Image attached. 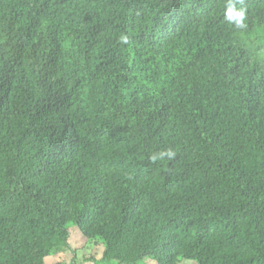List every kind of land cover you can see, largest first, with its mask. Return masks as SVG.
<instances>
[{
  "label": "trees",
  "instance_id": "16d2710c",
  "mask_svg": "<svg viewBox=\"0 0 264 264\" xmlns=\"http://www.w3.org/2000/svg\"><path fill=\"white\" fill-rule=\"evenodd\" d=\"M227 3L0 0V264H64L69 225L107 264H264V0Z\"/></svg>",
  "mask_w": 264,
  "mask_h": 264
},
{
  "label": "rangeland",
  "instance_id": "374dc122",
  "mask_svg": "<svg viewBox=\"0 0 264 264\" xmlns=\"http://www.w3.org/2000/svg\"><path fill=\"white\" fill-rule=\"evenodd\" d=\"M69 251L64 253L61 259L64 264H107L103 262V245L100 242H87L78 233L76 227L69 225ZM97 244V246H96ZM144 264H154L148 261ZM180 264H191L182 261Z\"/></svg>",
  "mask_w": 264,
  "mask_h": 264
},
{
  "label": "clouds",
  "instance_id": "9594fccd",
  "mask_svg": "<svg viewBox=\"0 0 264 264\" xmlns=\"http://www.w3.org/2000/svg\"><path fill=\"white\" fill-rule=\"evenodd\" d=\"M237 4L242 5L243 0H228L225 11V21L237 30H244L247 27L246 11L243 7L237 9ZM119 40L122 44H128L130 42V37L126 34H121ZM176 155V151L168 148L150 155L149 160L153 163L163 160L171 161L175 159Z\"/></svg>",
  "mask_w": 264,
  "mask_h": 264
}]
</instances>
